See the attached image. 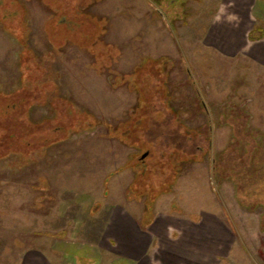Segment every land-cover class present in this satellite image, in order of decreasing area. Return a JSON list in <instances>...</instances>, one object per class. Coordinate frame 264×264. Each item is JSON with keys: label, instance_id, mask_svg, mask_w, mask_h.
Returning <instances> with one entry per match:
<instances>
[{"label": "rangeland", "instance_id": "374dc122", "mask_svg": "<svg viewBox=\"0 0 264 264\" xmlns=\"http://www.w3.org/2000/svg\"><path fill=\"white\" fill-rule=\"evenodd\" d=\"M245 1L0 0V264H100L119 206L264 264V72L217 31Z\"/></svg>", "mask_w": 264, "mask_h": 264}, {"label": "crops", "instance_id": "0c3cea01", "mask_svg": "<svg viewBox=\"0 0 264 264\" xmlns=\"http://www.w3.org/2000/svg\"><path fill=\"white\" fill-rule=\"evenodd\" d=\"M241 4L236 21L220 22L217 31L264 72V0ZM119 208L108 219L98 242H81L91 243L90 252L100 264H116L118 260L124 264H246V259L247 264H259L249 250L237 246L235 233L218 215L205 213L199 222L181 223L177 215L162 213L151 224L141 225L135 214ZM100 247L107 250L106 259L99 253ZM64 260L59 259V263L65 264Z\"/></svg>", "mask_w": 264, "mask_h": 264}, {"label": "trees", "instance_id": "16d2710c", "mask_svg": "<svg viewBox=\"0 0 264 264\" xmlns=\"http://www.w3.org/2000/svg\"><path fill=\"white\" fill-rule=\"evenodd\" d=\"M253 37V36H252ZM163 126H166V127H163V128H165L166 130H167V132H168V134H166V135H168L167 137H170L171 135H172V140H178V139H180V138H182L183 136L184 137H188L187 138V140H189V142H190V144H191V141H193V145H194V136H192V134H189L188 133V135H186V134H181L180 133V131L178 130V129H175L174 127H172L171 128V130L169 129V127L166 125V123H164V125ZM179 132V133H178ZM175 134L176 135H179L180 136V134L182 135V137H178V138H176V136H175ZM257 187H259V188H262V189H264V185H262V183L261 182H257V184H255Z\"/></svg>", "mask_w": 264, "mask_h": 264}, {"label": "water", "instance_id": "95a60500", "mask_svg": "<svg viewBox=\"0 0 264 264\" xmlns=\"http://www.w3.org/2000/svg\"><path fill=\"white\" fill-rule=\"evenodd\" d=\"M148 155V153H144L143 158H145Z\"/></svg>", "mask_w": 264, "mask_h": 264}]
</instances>
